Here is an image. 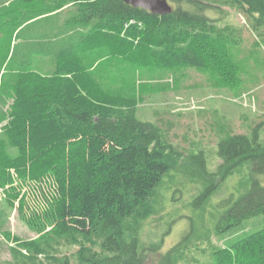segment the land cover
<instances>
[{"label":"trees","instance_id":"16d2710c","mask_svg":"<svg viewBox=\"0 0 264 264\" xmlns=\"http://www.w3.org/2000/svg\"><path fill=\"white\" fill-rule=\"evenodd\" d=\"M34 1L39 0H0V24L7 23L22 43L8 61L6 87L0 86V123L5 122L0 187L12 182L9 170L14 169L21 179H31V196L21 198L20 209L24 203L31 206L38 216L30 221H37L38 228L51 227L57 238L72 235L80 244L104 239L102 255L84 262L77 254L82 263L146 264L145 251H157L159 245L139 246L136 233L154 213L157 189L174 169L171 156L181 154L161 142L156 124L137 118L142 96L89 85L85 76L91 65L79 61L77 51L94 49L96 42L132 47L128 38H140L141 47L155 44L150 54L154 66L215 71L218 77L228 63L218 20L208 13L235 6L261 26L264 0H168L173 11L163 16L123 0H67L77 7L74 19L81 23L72 27L58 26ZM64 1L58 0L50 12L61 9ZM130 21L134 24L125 27ZM36 55L52 61L49 76L34 73ZM217 155L221 163L212 175L224 179L247 165L250 178L246 192L226 203L221 217L229 230L215 264H264V182L259 179L264 178V147L255 131L236 134L219 142ZM205 162L203 153L190 156L188 170L206 180ZM217 187L205 181L196 201L213 195ZM254 217L257 222L246 227L244 221ZM126 218H132L135 231L128 236ZM176 263L169 253L164 264Z\"/></svg>","mask_w":264,"mask_h":264},{"label":"rangeland","instance_id":"374dc122","mask_svg":"<svg viewBox=\"0 0 264 264\" xmlns=\"http://www.w3.org/2000/svg\"><path fill=\"white\" fill-rule=\"evenodd\" d=\"M34 3L53 16L58 26H81L74 19L77 7L67 0L54 12L50 11L58 0ZM222 8L224 13H208L218 20L222 34L219 41L228 63L223 68L224 74L216 70L218 77L215 71L202 73L187 67L162 70L154 66L150 57L155 44L141 47L140 38H128L132 47L119 49L96 42L94 49L88 47L76 54L79 61L91 65L85 76L89 85H98L108 92L129 91L142 96L136 109L137 118L156 124L161 142L181 154L171 156L174 169L163 177L152 202L154 213L141 222L136 233L139 246L159 245L157 251H145L146 264H164L169 253L177 260L176 264H215L229 230L221 217L227 209L226 203L246 192L250 178L247 165L237 167L233 175L224 179L221 174L212 175L221 163L218 144L228 136H250L255 131L264 147V25H253L235 6ZM3 13L0 10V20H4ZM130 24L134 22L125 27ZM7 25L0 26L1 89L6 87L9 76L8 61L22 45ZM52 64L49 58L35 57L34 73L49 76ZM4 125L5 122L0 123V131ZM200 153L206 160L207 173H203L206 180L188 170L190 156ZM9 172L12 182L0 187V264H84L80 255L84 262L95 254L102 255L104 239L80 244L72 235L57 238L51 227L38 228L37 221H30L38 215L26 203L20 209V204L22 197L31 196L30 190L27 191L31 179H21L14 169ZM259 179L264 182L263 177ZM205 181L218 187L213 195L196 201ZM257 220L247 219L244 225L252 228ZM30 222L37 228H32ZM124 225L127 236L135 233L132 218H126ZM105 254L113 255V252Z\"/></svg>","mask_w":264,"mask_h":264},{"label":"water","instance_id":"95a60500","mask_svg":"<svg viewBox=\"0 0 264 264\" xmlns=\"http://www.w3.org/2000/svg\"><path fill=\"white\" fill-rule=\"evenodd\" d=\"M126 5L142 9L153 15L163 16L173 11L168 0H123Z\"/></svg>","mask_w":264,"mask_h":264},{"label":"crops","instance_id":"0c3cea01","mask_svg":"<svg viewBox=\"0 0 264 264\" xmlns=\"http://www.w3.org/2000/svg\"><path fill=\"white\" fill-rule=\"evenodd\" d=\"M37 57H41V56H39V55H36V58H37Z\"/></svg>","mask_w":264,"mask_h":264}]
</instances>
